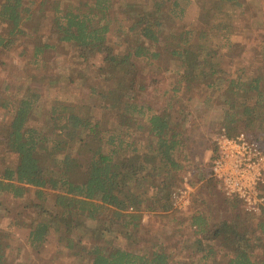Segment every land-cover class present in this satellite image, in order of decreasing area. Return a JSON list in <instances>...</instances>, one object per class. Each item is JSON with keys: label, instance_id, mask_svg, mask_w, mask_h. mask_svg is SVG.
I'll return each instance as SVG.
<instances>
[{"label": "trees", "instance_id": "1", "mask_svg": "<svg viewBox=\"0 0 264 264\" xmlns=\"http://www.w3.org/2000/svg\"><path fill=\"white\" fill-rule=\"evenodd\" d=\"M192 1L190 28L182 0H48L52 41L38 33L44 0H0V53L15 48L24 58L17 98L9 78L0 80V197L18 204L12 213L0 199V264H25L7 255L21 228L33 249L54 232L66 264H264V206L246 211L204 166L196 168V209L172 210L189 127L197 117L211 125L206 109L221 111L218 133L244 132L264 146V38L247 54L234 16L248 13L243 27L263 29L264 11L243 0ZM61 45L75 55L63 71L55 64ZM97 56L100 79L88 91L99 104L45 98V81L61 88L90 79ZM5 70L0 60V77ZM194 84L205 89L196 91L198 114L184 101ZM213 151L210 164L215 143ZM145 212L172 223L144 224Z\"/></svg>", "mask_w": 264, "mask_h": 264}, {"label": "rangeland", "instance_id": "2", "mask_svg": "<svg viewBox=\"0 0 264 264\" xmlns=\"http://www.w3.org/2000/svg\"><path fill=\"white\" fill-rule=\"evenodd\" d=\"M42 0H36V3L38 6L39 2ZM45 5H42L43 11L45 13L43 16L38 20V33L50 36L52 38V41H54V33L51 29V22H52V13L48 9V0H44ZM50 1V0H49ZM186 4V12L183 17V21L187 25V27H197V5L192 0H182ZM191 1V2H189ZM244 2L248 3L252 8H262V12L264 11V0H243ZM189 2V3H188ZM259 11V13H262ZM234 16L237 18L238 21L241 23L239 24L240 29L238 30L235 38L238 40H241L245 43H247L249 51L247 54L254 49V47L257 49L256 46H258L259 42L264 38V28H255L254 26H249V28L243 27L245 23H249L250 19L248 18V13L240 15L238 11H235ZM264 25V18L262 23L260 24L262 26ZM61 48L58 49V53L55 56V64L58 66V68L63 71L65 68H67V65L75 58L74 55V49L70 45H61ZM18 50L17 49H11L7 52L0 53V60L5 63L6 70L5 72L1 73L0 80L4 77H8L11 85L9 92L13 95L14 98L16 97V93L18 95L19 92L22 91V85L24 83V73L22 71V65L24 63V58L18 56ZM72 63V62H71ZM93 64V66H90L91 72V78L88 80H82L81 83L76 86H69L62 83L61 88L57 87H48L47 81L44 82L43 88L45 98L47 99H54V98H62L67 99L68 96H71L72 98L76 99V96L79 98V100L83 101L82 103L90 104V105H97L99 104L100 100L89 93L88 87L91 84L97 83L99 81V77L101 75V70L99 68L100 65V57L97 56L96 58L90 60V64ZM74 65V63H72ZM147 68V67H146ZM157 72V71H156ZM155 72V73H156ZM174 77L173 74L168 73L167 75L163 76V79L161 83L159 84L158 91H161V93L166 90L169 86L170 80H172ZM66 86V87H64ZM63 87V88H62ZM192 90L187 93V96L190 100L185 102L188 103L190 110L197 111L195 112L198 114L199 110L201 109V103L198 101L196 102V97L200 99V97L203 95L198 94L197 92H203L204 90H201L200 87L196 84L192 86ZM197 91V92H196ZM153 93V92H152ZM150 93V94H152ZM144 96V95H142ZM152 96H156L155 93ZM151 96V97H152ZM150 97V95L146 96ZM161 94H160V97ZM205 108V107H203ZM206 109V108H205ZM218 109V108H217ZM214 109L213 112L207 111L206 109V116H205V122H210L211 125L201 126V118L197 117L193 120L191 123L189 130L190 132H193L190 141H189V148L186 149L187 160L185 162V168L182 171V178L188 177L187 184L190 187L188 194L185 196L187 199V203H184V199H178L174 205L172 206V210L174 213L178 216H184L191 211H194L196 209V206H198V203L195 202V195L198 191L199 182H197L196 174H197V166H204L205 169L208 171L210 170V159L213 154L214 149V143H215V137L218 134V125L216 124L218 119H220L221 111ZM1 144V143H0ZM216 144V143H215ZM0 151V156H1ZM4 162L7 166L13 167L16 162V157L12 153H6L3 155ZM193 159V162L191 161ZM185 180L182 179L180 183L178 184V187L175 189L174 192H176L178 189H183ZM218 190V189H217ZM7 198L0 197L2 201H5L4 204L14 213L16 209L18 208V204L16 202H13L12 199H10L8 196ZM172 201V203H173ZM221 215V211L219 212L218 216ZM151 213L145 212L142 217V222L144 224H152L158 226H163L164 229H168L171 225L170 221L167 222H160V220L156 217H153ZM177 219H180L178 217ZM7 221L2 220L1 225L6 226ZM161 223V225H160ZM26 236H27V229H14L12 231V236L10 239V247L8 248V258L14 259L15 262L18 261H24L25 264H66L64 261L66 259V255L64 253L58 252V245H57V235L54 232H51L44 243L39 246L37 249H33L32 247L28 246L26 244ZM17 264V263H15Z\"/></svg>", "mask_w": 264, "mask_h": 264}, {"label": "built area", "instance_id": "3", "mask_svg": "<svg viewBox=\"0 0 264 264\" xmlns=\"http://www.w3.org/2000/svg\"><path fill=\"white\" fill-rule=\"evenodd\" d=\"M216 152L211 160L210 175L227 196L237 197L246 211L260 213L264 206L261 187L264 184V146L244 132L229 136L224 129L215 137ZM185 180L183 189L173 193L175 203L184 199L190 187ZM174 205V201H173Z\"/></svg>", "mask_w": 264, "mask_h": 264}]
</instances>
